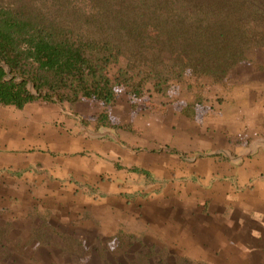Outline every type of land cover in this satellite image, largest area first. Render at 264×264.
Segmentation results:
<instances>
[{
  "label": "trees",
  "instance_id": "1",
  "mask_svg": "<svg viewBox=\"0 0 264 264\" xmlns=\"http://www.w3.org/2000/svg\"><path fill=\"white\" fill-rule=\"evenodd\" d=\"M240 66L264 81V0H0L2 106L23 109L44 101L73 110L89 99L103 109L81 124L95 129L142 133L134 114L166 118L174 128L180 118L190 127L209 90L227 96L237 86L233 76ZM117 103L131 115L128 120H117ZM127 168L151 176L142 165ZM208 202H201L202 210L209 211ZM232 216L245 223L244 216ZM41 217L36 232L44 231L47 216ZM5 231L0 226V243ZM59 235L57 244L73 264L92 252L81 240ZM133 237L118 230L114 253L126 258ZM105 247L101 264H111ZM163 254L150 246L137 250L131 263L150 264Z\"/></svg>",
  "mask_w": 264,
  "mask_h": 264
},
{
  "label": "rangeland",
  "instance_id": "2",
  "mask_svg": "<svg viewBox=\"0 0 264 264\" xmlns=\"http://www.w3.org/2000/svg\"><path fill=\"white\" fill-rule=\"evenodd\" d=\"M233 78L237 85L242 84L244 87L256 80L252 68L246 66H240ZM240 96L233 99L237 100V105L244 104L249 109L251 99L247 101L244 93ZM208 97L205 108L199 110L198 120L192 125L193 128L195 125L197 128L204 125L209 127L214 121H226L230 116V110L225 112L226 107H231L227 106L230 94L226 96L209 90ZM44 104H49L58 112L57 116H50L53 117L50 124L58 132L57 146L50 152L51 170L42 163H36L33 169L41 174L39 181L29 179L26 175L25 179L18 175V179L13 182L0 179V226L6 229L0 243V264H73V257L62 251L57 244L62 239L59 233H67L81 240L85 248L92 247L91 253L76 257L77 264H101L99 251L103 245L107 248L106 260L111 264H133L131 261L135 252H145L150 246L157 250V254H165L162 257H151L150 264H163L166 261L167 264H177L178 258L185 259L188 264H264V222L259 213L242 209L249 217L243 213L245 223L240 227L242 220L232 216L235 208L226 205L231 209L222 211L223 217L220 220L219 214L213 211L214 207H210L209 211L202 210L199 195H194L197 188L194 189L188 183L194 179L191 176L195 175L191 174L190 168L194 167L201 155L207 156L209 153L188 152L187 162L192 164L188 165L185 174L165 172L161 175L155 172L167 167L170 159L169 148L162 147L167 150L163 151L165 157H161L155 166L149 168L151 176L146 178L139 174L135 180H131L138 185L137 189L120 192L138 202L136 206L140 213L131 214L130 208H127L118 214V188L111 187L109 170L99 168L92 172L88 168V162L92 160L118 163V155L106 151L99 154L86 146L89 134L82 132L92 124L83 125L81 119L93 118L103 109L102 104L82 99L73 110L58 102ZM122 106L117 103L113 111L117 120L126 121L131 115ZM4 107L10 112L20 110L11 106ZM62 112L64 115H71V118L62 115ZM134 119L144 129L139 133V139H142V134H147L148 119L144 120L139 114H134ZM225 124L226 127L229 124L230 127L236 126L232 120ZM110 131L116 136L115 132ZM238 135L244 137L242 132ZM242 139L243 145L250 143L247 139ZM47 142L31 143L30 149L17 146L15 151H48ZM67 142L71 145L73 143L75 148L66 147L64 143ZM257 142L258 139L255 143ZM65 170L67 175L59 177ZM74 170L76 172H72ZM84 172L86 177L87 173L91 176L90 183L84 185L77 183L76 177L71 174H79V179L82 180ZM186 185H191V190L185 189ZM193 185L200 184L193 181ZM229 196L231 200H236L234 194ZM42 215L47 216L44 231L36 232L43 220ZM118 230L134 236L127 248V259L114 253L115 241L112 236Z\"/></svg>",
  "mask_w": 264,
  "mask_h": 264
},
{
  "label": "crops",
  "instance_id": "3",
  "mask_svg": "<svg viewBox=\"0 0 264 264\" xmlns=\"http://www.w3.org/2000/svg\"><path fill=\"white\" fill-rule=\"evenodd\" d=\"M249 83L246 87L242 84L237 85L230 92L228 99L233 102L227 101V106H231L230 108L226 107L225 111L229 112L230 110L231 112L228 119L212 121V126L209 127L205 125L199 128L196 125L194 128L192 125L187 127L186 122L179 118L175 122V125L179 126L174 128L173 125H169L166 118L158 120L155 117H149V123L146 126L147 134H142L144 137L139 139V133L135 132L121 129L115 131L105 126L98 129H95L93 125L84 126L86 129H83L82 132L86 135L89 134V142L86 146L95 149L99 154L106 151L109 154L118 155V168L112 162L106 163L102 160L88 162L89 171L96 172L95 170L99 168L109 170L111 187L118 188V214L127 208H130L131 214L140 213L136 206L138 202L120 194L123 190L134 191L138 188V185L131 180H135L139 174L128 170L127 167L137 164L147 169L152 168L161 157H165L163 151L166 149H162V147H168L170 156L168 166L155 173H161V175L165 172L185 174L188 165L192 164L187 162L188 152L201 153L204 151L209 153L207 156L201 155L194 167L190 168L191 174L195 175L191 176L194 179L188 183L192 184L194 189L197 188V191L195 190L197 193L194 195H199L201 202L208 200V208L214 207L213 211H217L220 220L223 217L222 211L233 207L235 208L233 214L236 213L239 217H242L243 213L244 216L249 217L245 214L246 212L242 211L245 209L259 213L263 220L261 221L264 222V81L253 80ZM242 93L247 101L250 99L252 101L248 104L249 109L244 104L237 105V100L233 99L241 97ZM48 106L43 101H33L26 104L23 109L10 112L0 105V179L13 182L18 179V175L24 179L26 175L29 179L39 181L41 174L33 169L36 163H42L48 170H51L50 152L57 146L56 134L58 132L54 131L51 126L50 121L53 117L50 116H57L58 112L54 107ZM247 113L249 114L247 115ZM61 114L64 115L63 112ZM64 116L71 118L69 114ZM239 116H241L240 120H237ZM229 120H232L236 126L230 127L229 124L226 127L225 123H229ZM110 130L115 132L117 138ZM241 132L244 136L242 138L250 142L247 146L243 145V139L238 135ZM257 139L258 144L255 143ZM46 141H48L46 143L48 151L38 149L27 153L21 150L15 151L17 146L30 149L31 143ZM69 143L64 144L66 147L75 148L73 143L72 145ZM79 145L76 146L79 147ZM170 148H175L177 151L171 152ZM171 161L172 164H170ZM151 170L154 173L153 169ZM71 174L76 177L77 183L83 185L90 183L91 176L87 173L86 177V172H84L85 177L82 180L79 179V174ZM66 175L65 170L59 177L63 178ZM193 181L200 185H197L198 187L193 185ZM185 189L191 190V185H186ZM230 194H234L236 200H231ZM242 223L244 222L242 221Z\"/></svg>",
  "mask_w": 264,
  "mask_h": 264
},
{
  "label": "water",
  "instance_id": "4",
  "mask_svg": "<svg viewBox=\"0 0 264 264\" xmlns=\"http://www.w3.org/2000/svg\"><path fill=\"white\" fill-rule=\"evenodd\" d=\"M7 70H8V67H7Z\"/></svg>",
  "mask_w": 264,
  "mask_h": 264
}]
</instances>
